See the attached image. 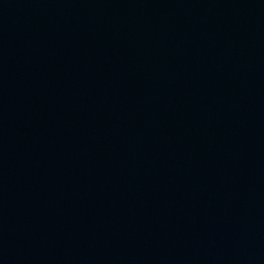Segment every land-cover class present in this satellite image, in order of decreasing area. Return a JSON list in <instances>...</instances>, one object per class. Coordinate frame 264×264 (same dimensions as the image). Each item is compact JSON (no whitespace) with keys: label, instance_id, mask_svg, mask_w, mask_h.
<instances>
[{"label":"water","instance_id":"1","mask_svg":"<svg viewBox=\"0 0 264 264\" xmlns=\"http://www.w3.org/2000/svg\"><path fill=\"white\" fill-rule=\"evenodd\" d=\"M0 264H264V0H0Z\"/></svg>","mask_w":264,"mask_h":264}]
</instances>
